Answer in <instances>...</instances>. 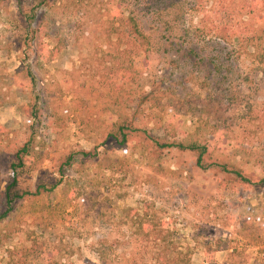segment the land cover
Instances as JSON below:
<instances>
[{"label": "rangeland", "instance_id": "374dc122", "mask_svg": "<svg viewBox=\"0 0 264 264\" xmlns=\"http://www.w3.org/2000/svg\"><path fill=\"white\" fill-rule=\"evenodd\" d=\"M246 3L264 15L262 0L8 1L0 11V179L30 134L24 112L37 104L42 120L22 185L62 183L13 205L0 223V260L158 264L160 247L144 235L156 223L184 263L264 264V183H241L231 171L264 178V75L246 53L247 23L258 22ZM129 17L151 42L147 61L121 51ZM217 24L243 41L222 40L211 31ZM151 88L159 104L141 101ZM129 117L137 130L121 146L110 132ZM155 140L207 144L221 165L199 167L196 153Z\"/></svg>", "mask_w": 264, "mask_h": 264}, {"label": "trees", "instance_id": "16d2710c", "mask_svg": "<svg viewBox=\"0 0 264 264\" xmlns=\"http://www.w3.org/2000/svg\"><path fill=\"white\" fill-rule=\"evenodd\" d=\"M9 0H0V11L7 5ZM201 3L206 4L209 0H200ZM264 1V0H262ZM246 10L247 7H250ZM250 6L246 3L242 7L244 11H247L250 14H255L257 17V24L254 25L253 22H248L247 24H250L253 26V33H247L243 34L247 37V43H248V50L246 53L248 55H251L255 61L259 64V70L264 75V26L261 24L263 22L262 19H264V15H262V11H259L256 9L255 6L250 4ZM244 11L242 13H244ZM247 13V14H248ZM128 26L130 28V33L127 35L126 42H122L125 44V48L122 51L124 56L127 58L129 56H132L135 50V53L140 55L144 53L145 55V61H147L152 52L151 42L148 39L147 34L144 33V31L141 30L139 27V24L137 23L136 19L133 17H129L127 19ZM260 23V24H259ZM215 35L222 38V40L226 42L234 43L235 40H242L243 37L241 35H236V33H233L232 30L227 25H214ZM213 29V28H211ZM223 59L221 56L216 55L215 60H212V63L215 65L214 69H221V65L223 64ZM146 64V63H145ZM157 91H155L153 88L149 90L148 92H143L140 95V99L143 103L145 102H153L159 104L160 102V95L156 94ZM42 108L40 105L35 104V107L27 108L24 112L26 120L28 119L31 121V126H29L30 134L26 136V138H23L17 143V148L14 153V160L11 162L7 176L0 179L3 188H0V199L3 202V205L6 207V210L0 213V223H2L4 220L9 219L12 215L13 205L19 201L26 198H29L31 196H38L42 194H51L61 183V179H57L55 182H47L44 179H40L37 182L35 190H31L28 186H23L21 175L26 169L27 160L29 157V154L31 152V147L34 144L35 138L37 137L38 133V122H35L36 120H42ZM139 129V128H138ZM137 130V128L132 129V119L129 117L126 121H123L117 129H113L110 132V136L113 140L117 141L121 146L125 145L129 142L130 136L132 135L133 131ZM153 139V138H152ZM156 143L161 148H177L179 150L183 151H191L196 153L197 160L196 165L202 168H210L213 165L219 167L221 164L218 162H215L213 160V157L211 155V148L204 143H199L197 141H163L158 142V140H155ZM78 153V152H77ZM83 155H87L86 151L81 152ZM207 155V159L211 162L207 165H204V157ZM76 153L70 152L66 157V165L70 166L73 160L75 159ZM223 169L225 171H229L227 168V164L222 165ZM63 168L59 170V172H63ZM235 173L236 178H238L241 183L247 184H263L264 178L253 180L248 176H244L243 172L240 169L231 170ZM131 211H133L134 216H140L137 209L130 208ZM152 227H149L144 232V235H146L147 239H152L156 243H158L159 251L157 255H154V261L158 264H188L182 262L183 258L181 257L178 250L173 251L171 249V233L169 230L164 229V227H160L157 229L156 223H149ZM158 225V224H157ZM177 247V246H176ZM178 249V248H177ZM10 252L13 254L14 250H10ZM158 260V261H157ZM189 261V258H187V262ZM8 262H3L0 260V264H10Z\"/></svg>", "mask_w": 264, "mask_h": 264}]
</instances>
